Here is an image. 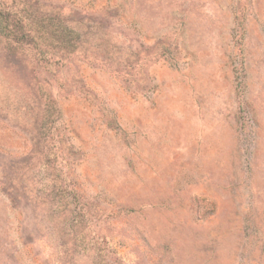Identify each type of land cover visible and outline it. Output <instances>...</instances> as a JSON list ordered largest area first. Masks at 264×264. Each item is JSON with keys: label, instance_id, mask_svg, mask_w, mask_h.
I'll return each mask as SVG.
<instances>
[{"label": "rangeland", "instance_id": "rangeland-1", "mask_svg": "<svg viewBox=\"0 0 264 264\" xmlns=\"http://www.w3.org/2000/svg\"><path fill=\"white\" fill-rule=\"evenodd\" d=\"M0 8V264H264V0Z\"/></svg>", "mask_w": 264, "mask_h": 264}, {"label": "trees", "instance_id": "trees-1", "mask_svg": "<svg viewBox=\"0 0 264 264\" xmlns=\"http://www.w3.org/2000/svg\"><path fill=\"white\" fill-rule=\"evenodd\" d=\"M25 16L13 15L8 18L3 14L0 8V41L4 43V46L10 47V44H16L17 49L24 52V48L34 52V50L40 52L37 49L36 44V30H34L30 23L28 24ZM33 25L36 22L33 20ZM31 47V48H30Z\"/></svg>", "mask_w": 264, "mask_h": 264}]
</instances>
